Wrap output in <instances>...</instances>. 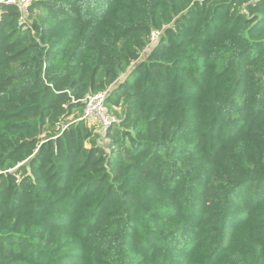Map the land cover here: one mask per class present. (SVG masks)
I'll list each match as a JSON object with an SVG mask.
<instances>
[{
    "label": "trees",
    "instance_id": "16d2710c",
    "mask_svg": "<svg viewBox=\"0 0 264 264\" xmlns=\"http://www.w3.org/2000/svg\"><path fill=\"white\" fill-rule=\"evenodd\" d=\"M0 9V264H264V0Z\"/></svg>",
    "mask_w": 264,
    "mask_h": 264
},
{
    "label": "built area",
    "instance_id": "2783aa9c",
    "mask_svg": "<svg viewBox=\"0 0 264 264\" xmlns=\"http://www.w3.org/2000/svg\"><path fill=\"white\" fill-rule=\"evenodd\" d=\"M38 0H0V6L2 4L8 6H14L18 12V23L17 27L22 28L26 22L28 17V10L33 2ZM1 16V9H0ZM159 32H154L150 38V44H153L157 38L159 37ZM107 93H99L94 96H88L84 102L83 114L80 120H86L88 123H92L97 121L100 125H103V132L106 135V131L111 128L113 125L117 124V120L115 117L108 116L105 110V99ZM89 123V125H90Z\"/></svg>",
    "mask_w": 264,
    "mask_h": 264
},
{
    "label": "rangeland",
    "instance_id": "374dc122",
    "mask_svg": "<svg viewBox=\"0 0 264 264\" xmlns=\"http://www.w3.org/2000/svg\"><path fill=\"white\" fill-rule=\"evenodd\" d=\"M151 47H152V45L149 44L148 47L146 48V50H144V52H142L141 57H140L141 60H144L145 59L146 54H147L148 50ZM121 78H123V76ZM105 110H106V113H107L108 116H112V117H115L116 118L117 123L122 118V112H121L120 109H114V108H111V107L110 108L109 107L107 108V106H106L105 107ZM114 113H116V115ZM72 120H73L72 117H70L66 121L67 122H71ZM93 123L95 125L92 124V123H90V128H92L93 126L95 127V128L94 127L92 128L93 129V133L95 135L92 138V140L93 141L95 140L97 142V144H99V145L105 146L106 143H107V140L104 137L103 125H100L97 121H94Z\"/></svg>",
    "mask_w": 264,
    "mask_h": 264
}]
</instances>
